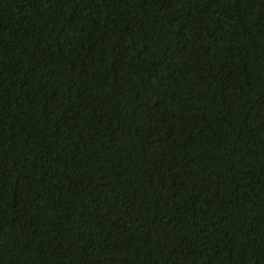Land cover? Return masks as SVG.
<instances>
[{"label": "trees", "instance_id": "trees-1", "mask_svg": "<svg viewBox=\"0 0 264 264\" xmlns=\"http://www.w3.org/2000/svg\"><path fill=\"white\" fill-rule=\"evenodd\" d=\"M0 264H264V0H0Z\"/></svg>", "mask_w": 264, "mask_h": 264}]
</instances>
